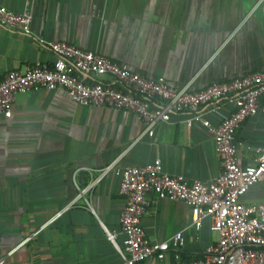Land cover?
<instances>
[{
    "label": "crops",
    "instance_id": "crops-1",
    "mask_svg": "<svg viewBox=\"0 0 264 264\" xmlns=\"http://www.w3.org/2000/svg\"><path fill=\"white\" fill-rule=\"evenodd\" d=\"M27 11L32 35L0 25V75L23 71L56 55L41 40L97 51L147 77L164 76L192 90L264 71V0H0ZM86 82L121 87L110 75L78 74ZM260 103L264 105V98ZM10 116L0 115V259L2 264H119L106 231L122 247L119 215L125 198L116 167L143 166L156 158L163 171L204 183L220 172L211 132L188 129V113L172 112L152 136L134 113L73 102L56 86L15 95ZM212 124L215 114L205 115ZM241 165L264 146V111L235 132ZM141 226L154 242L181 231L185 260L212 242L209 222L196 232L190 207L146 195ZM244 203L264 201V184L251 185ZM215 233V232H214ZM172 261V254L165 257ZM141 264H154L148 259Z\"/></svg>",
    "mask_w": 264,
    "mask_h": 264
},
{
    "label": "built area",
    "instance_id": "built-area-1",
    "mask_svg": "<svg viewBox=\"0 0 264 264\" xmlns=\"http://www.w3.org/2000/svg\"><path fill=\"white\" fill-rule=\"evenodd\" d=\"M32 18L27 11L14 12L0 4V25L24 35H32ZM56 58L52 63L36 60L23 71L10 70L0 75V115L10 116L15 95L44 88L62 87L77 104H93L135 114L152 136L158 123L169 122L172 112L186 111L184 122L191 128L197 122L212 134L220 160L216 178L204 183L183 175L163 171L156 158L143 166H106L119 178V191L125 204L119 215V229L124 235L122 247L115 234L105 229L120 254L119 264H264V201L244 203L241 198L251 185L264 184V146L255 149L251 164L241 165L237 157L235 132L248 117L264 111V71H256L192 90L190 84L170 85L164 76L147 77L97 51L76 47L63 41L41 40ZM110 75L121 87L100 82H86L78 74ZM215 114L217 124L205 116ZM158 199L179 200L190 207L191 227L199 232L208 220L209 229L217 234L203 252V258L185 260L179 231L167 240H150L141 217L147 207L146 195ZM172 261L165 263L167 254ZM3 260L0 259V264Z\"/></svg>",
    "mask_w": 264,
    "mask_h": 264
},
{
    "label": "trees",
    "instance_id": "trees-1",
    "mask_svg": "<svg viewBox=\"0 0 264 264\" xmlns=\"http://www.w3.org/2000/svg\"><path fill=\"white\" fill-rule=\"evenodd\" d=\"M118 87V86H117ZM182 256H183V258L185 257V254H183V252H182ZM172 258H173V255H172ZM203 258V253L201 254H199L198 256H196L195 258H193V259H187V260H198V259H202ZM185 259V258H184Z\"/></svg>",
    "mask_w": 264,
    "mask_h": 264
},
{
    "label": "rangeland",
    "instance_id": "rangeland-1",
    "mask_svg": "<svg viewBox=\"0 0 264 264\" xmlns=\"http://www.w3.org/2000/svg\"><path fill=\"white\" fill-rule=\"evenodd\" d=\"M212 239L216 240L217 239V234L216 233H212Z\"/></svg>",
    "mask_w": 264,
    "mask_h": 264
}]
</instances>
